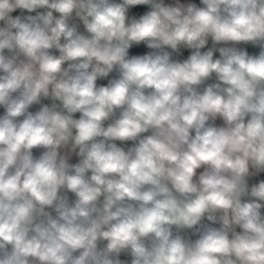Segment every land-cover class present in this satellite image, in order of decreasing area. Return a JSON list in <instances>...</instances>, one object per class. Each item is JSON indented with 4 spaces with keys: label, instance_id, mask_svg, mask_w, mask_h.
I'll return each instance as SVG.
<instances>
[{
    "label": "clouds",
    "instance_id": "clouds-1",
    "mask_svg": "<svg viewBox=\"0 0 264 264\" xmlns=\"http://www.w3.org/2000/svg\"><path fill=\"white\" fill-rule=\"evenodd\" d=\"M0 264H264V0H0Z\"/></svg>",
    "mask_w": 264,
    "mask_h": 264
},
{
    "label": "crops",
    "instance_id": "crops-1",
    "mask_svg": "<svg viewBox=\"0 0 264 264\" xmlns=\"http://www.w3.org/2000/svg\"><path fill=\"white\" fill-rule=\"evenodd\" d=\"M142 50V49H141Z\"/></svg>",
    "mask_w": 264,
    "mask_h": 264
}]
</instances>
